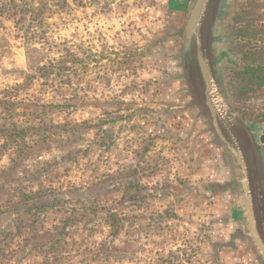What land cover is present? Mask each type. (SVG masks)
<instances>
[{
	"label": "rangeland",
	"instance_id": "374dc122",
	"mask_svg": "<svg viewBox=\"0 0 264 264\" xmlns=\"http://www.w3.org/2000/svg\"><path fill=\"white\" fill-rule=\"evenodd\" d=\"M214 1L213 93L258 141L264 88L228 85L248 51L241 21L264 0ZM172 2L0 0V125L40 142L9 169L16 147L0 136V264L219 263L232 210L215 204L210 123L167 45Z\"/></svg>",
	"mask_w": 264,
	"mask_h": 264
},
{
	"label": "water",
	"instance_id": "95a60500",
	"mask_svg": "<svg viewBox=\"0 0 264 264\" xmlns=\"http://www.w3.org/2000/svg\"><path fill=\"white\" fill-rule=\"evenodd\" d=\"M214 2L192 0L184 27L179 31L182 35V68L191 99L188 107L197 109L210 123V131L233 177L229 187L235 194L239 229L232 239L241 236L249 244L257 263L264 264V227L259 211L260 173L264 172V159L258 147L264 146V134H260L257 141L253 132L259 133V128L252 132L223 102H216L218 95L213 93L211 70L204 50V34ZM217 186H213L214 195ZM224 247L229 244L219 246L216 252Z\"/></svg>",
	"mask_w": 264,
	"mask_h": 264
},
{
	"label": "crops",
	"instance_id": "0c3cea01",
	"mask_svg": "<svg viewBox=\"0 0 264 264\" xmlns=\"http://www.w3.org/2000/svg\"><path fill=\"white\" fill-rule=\"evenodd\" d=\"M173 1V2H172ZM173 7L169 11V16L173 18L171 25V31L168 32L167 39L169 40L168 46L171 51H176L180 54L182 35L181 31L184 27L186 16L191 5L192 0H171ZM169 49V50H170ZM190 101V97H188ZM211 141V152L215 153L214 165L208 166L207 170L213 173L217 178L218 185L215 187V204L217 207H229L232 211L231 222L225 226L221 236L215 239V243L229 244V247L221 248L219 251V263L218 264H258L253 252L250 249L249 244L241 237L237 236L232 239V236L239 229V222L236 212V200L235 194L232 188L229 187L233 180L227 162L222 154L221 149L215 142L214 137H209ZM210 151V149H207ZM209 167V168H208ZM207 173V172H206ZM208 174V173H207ZM261 179V199L264 197V172L260 173Z\"/></svg>",
	"mask_w": 264,
	"mask_h": 264
},
{
	"label": "trees",
	"instance_id": "16d2710c",
	"mask_svg": "<svg viewBox=\"0 0 264 264\" xmlns=\"http://www.w3.org/2000/svg\"><path fill=\"white\" fill-rule=\"evenodd\" d=\"M241 23L243 27L240 28V35L246 40L248 51L243 53L242 69L237 73L231 72L232 78L228 90L235 98L246 96L248 92H253L255 89L264 88V6L261 8V13L256 14L250 20L244 21L243 19ZM10 103L7 99H0L1 107H6ZM28 129L30 128L16 127L15 124H12V129L0 125V136L6 141H11L12 146L16 147V155L10 159L9 169L21 166L40 143L34 141L30 145L25 142Z\"/></svg>",
	"mask_w": 264,
	"mask_h": 264
},
{
	"label": "bare ground",
	"instance_id": "6f19581e",
	"mask_svg": "<svg viewBox=\"0 0 264 264\" xmlns=\"http://www.w3.org/2000/svg\"><path fill=\"white\" fill-rule=\"evenodd\" d=\"M261 209V208H260Z\"/></svg>",
	"mask_w": 264,
	"mask_h": 264
}]
</instances>
